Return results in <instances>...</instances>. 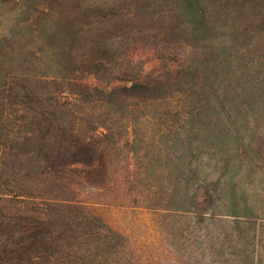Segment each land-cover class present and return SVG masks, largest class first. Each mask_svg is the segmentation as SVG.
Listing matches in <instances>:
<instances>
[{
  "label": "trees",
  "instance_id": "1",
  "mask_svg": "<svg viewBox=\"0 0 264 264\" xmlns=\"http://www.w3.org/2000/svg\"><path fill=\"white\" fill-rule=\"evenodd\" d=\"M0 9V264H129L90 193L131 184L190 214L193 264H264V0ZM152 28L153 64L137 69L127 43ZM165 140L177 159L162 196Z\"/></svg>",
  "mask_w": 264,
  "mask_h": 264
},
{
  "label": "rangeland",
  "instance_id": "2",
  "mask_svg": "<svg viewBox=\"0 0 264 264\" xmlns=\"http://www.w3.org/2000/svg\"><path fill=\"white\" fill-rule=\"evenodd\" d=\"M152 1V0H143ZM160 7V6H159ZM125 8H131L130 4H125ZM161 8V7H160ZM155 9H158L156 7ZM1 10V9H0ZM145 18L148 16V10L140 8ZM11 14L0 16V33L4 32L10 21ZM156 29L149 30L142 40L127 43V48L131 52H136L135 57L140 58V62H135V67L140 66L149 68L152 60H148L147 54L153 49V40ZM176 35L166 37V45L174 47ZM134 45L136 48L134 49ZM179 48V47H178ZM143 61V62H142ZM171 136V132H167ZM168 142V140H165ZM167 155L164 158L155 160L157 162L154 169V178L157 180L156 187L158 193L162 196L167 194V187L170 186V179L174 176L173 168L170 166L173 160L177 159V151L167 143ZM142 153L148 154V148H144ZM183 159L186 161V156ZM118 172H115L117 174ZM128 173V172H127ZM131 184L125 188V193L112 197L111 193L105 188L94 190L90 193L91 200L94 203L95 210L101 214L103 219L113 228L121 232L125 237L123 248L127 263L131 264H193L195 256L194 242L200 230L194 226L190 216L185 211L176 209H165L157 205L149 204L143 200L140 191ZM169 197V196H168ZM155 204L158 199H153ZM200 262L205 261V257H199Z\"/></svg>",
  "mask_w": 264,
  "mask_h": 264
}]
</instances>
